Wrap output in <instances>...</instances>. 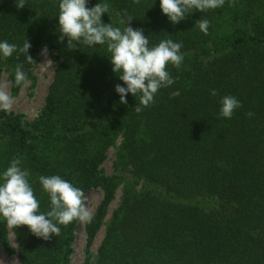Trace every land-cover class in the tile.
Masks as SVG:
<instances>
[{"label":"trees","instance_id":"obj_1","mask_svg":"<svg viewBox=\"0 0 264 264\" xmlns=\"http://www.w3.org/2000/svg\"><path fill=\"white\" fill-rule=\"evenodd\" d=\"M59 2L25 0L17 9L16 0H0V42L20 48L27 40L35 63L45 47L57 61L33 122L0 111V176L20 159L45 214L50 198L42 175H58L85 195L100 189L89 246L122 189L97 254L87 250L83 264H264V0H225L175 25L160 0H88L89 8L109 5L105 24L123 29L132 17L129 26L143 29L150 47L168 39L183 44L180 68H166L175 82L139 113V95L119 102L115 85H126L113 73L106 45L70 49L67 37L59 41ZM200 19L210 22L207 35L196 26ZM35 63L19 51L0 55V81L7 74L17 95L35 80ZM18 64L27 74L19 86ZM226 95L242 104L230 119L218 116ZM111 148L116 159L107 175L102 165ZM79 223L58 225L59 236L43 240L0 216V245L14 253L11 231L20 264H71Z\"/></svg>","mask_w":264,"mask_h":264},{"label":"clouds","instance_id":"obj_2","mask_svg":"<svg viewBox=\"0 0 264 264\" xmlns=\"http://www.w3.org/2000/svg\"><path fill=\"white\" fill-rule=\"evenodd\" d=\"M235 0H231L234 3ZM139 5L141 0H133ZM225 0H160V8L174 25L184 20L188 14L200 13L221 8ZM88 0H60L58 26L59 41L67 37V47L75 49V44L82 43L89 47L106 45L113 65V73L125 86L115 85V91L120 96V103L127 104V95H139V103L134 111L139 113L152 105L159 89L172 85L175 81L166 70L167 65L180 68L184 56L181 53L182 42L171 39L162 40L156 46L150 47V41L143 34V29H133L129 26L132 17L121 29L112 23L102 22V15L109 11L107 3H97L89 8ZM17 9L25 7V0H16ZM125 24L124 20L120 21ZM196 26L205 35L208 34L210 22L200 19ZM31 44L26 40L22 47L10 44L6 40L0 42V55L4 58L12 56L14 52L25 53L30 63H35L28 51ZM41 55L47 60L48 50L45 47ZM22 65L15 68V85L27 82V74ZM9 82H0V111L8 112L13 106V97L7 88ZM211 96L218 95L217 90L210 91ZM221 108L218 116L230 119L234 111L242 107L241 102L234 96L226 95L221 98ZM252 116L253 113H247ZM203 135V133H202ZM20 159H13L10 166L0 176V216L9 228L27 226L31 234L43 240L59 236L60 227L67 226L74 220L90 222L92 213L85 205V193L81 188L74 187L70 182L58 175L40 176L39 183L50 198V210L45 214L39 211V201L34 196L28 177V170L21 167Z\"/></svg>","mask_w":264,"mask_h":264},{"label":"rangeland","instance_id":"obj_3","mask_svg":"<svg viewBox=\"0 0 264 264\" xmlns=\"http://www.w3.org/2000/svg\"><path fill=\"white\" fill-rule=\"evenodd\" d=\"M48 50V49H47ZM47 60L52 63H46V58L40 54L38 55L37 62L33 66V73L35 80L27 82L17 95L12 93L10 84L7 88L10 96L13 97V106L9 112L21 115L26 122H33L40 112L42 111L45 100L49 91V87L53 81L54 74L57 68V61L53 53L48 51ZM0 82H9V76L3 74ZM120 142H117V147ZM116 159V148L109 149L106 160L102 165L104 172L111 175L114 171V162ZM85 205L94 217L97 208L99 207L102 199L103 192L100 189L90 190L86 195ZM122 198V189L119 188L116 193L115 200L111 203L108 214L104 219V224L98 229L96 235L89 246V239L87 233V225L90 222H81L75 235L74 252L71 257V264H83L87 256V250L92 255H96L105 237V224L109 221L113 212L117 209ZM92 220V219H91ZM90 220V221H91ZM10 247L14 253H8L4 246L0 245V264H20L17 255V243L14 234L10 231L9 234Z\"/></svg>","mask_w":264,"mask_h":264}]
</instances>
